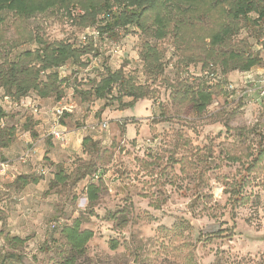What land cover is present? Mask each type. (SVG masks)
Instances as JSON below:
<instances>
[{
	"label": "rangeland",
	"instance_id": "1",
	"mask_svg": "<svg viewBox=\"0 0 264 264\" xmlns=\"http://www.w3.org/2000/svg\"><path fill=\"white\" fill-rule=\"evenodd\" d=\"M104 1L57 0L28 18L6 13L0 65L37 50L39 41L80 47L88 30L76 17ZM257 1L264 9V0ZM228 10L227 3L204 2L193 11L172 5L163 40L128 27L114 41H96L95 56L57 70L64 82L60 97L29 93L9 106L0 89V262L13 253L19 258L13 264H57L66 246L56 228L78 220L93 237L76 264H264V20L252 22L257 13L238 19L237 33L216 47L261 60L248 72L224 76L218 62L205 59V46L208 36L231 24ZM151 19L148 14V24ZM144 40L160 51L157 75L140 60ZM207 64L214 81L201 77ZM105 67L145 86L147 99L120 110L115 100L81 96ZM186 85L213 93L201 114L190 96L176 91ZM29 102L38 106L37 116ZM59 106L70 112L60 120L63 139L54 140L52 109ZM85 137L97 143L93 150L82 146ZM57 173L63 183H55ZM19 176L38 183H14ZM88 186L97 189L92 202ZM14 238L23 243L9 242Z\"/></svg>",
	"mask_w": 264,
	"mask_h": 264
},
{
	"label": "trees",
	"instance_id": "2",
	"mask_svg": "<svg viewBox=\"0 0 264 264\" xmlns=\"http://www.w3.org/2000/svg\"><path fill=\"white\" fill-rule=\"evenodd\" d=\"M56 1L0 0V30L6 13L28 18L53 8ZM204 2L212 6L227 3L229 7L227 14L231 18L230 25L208 36V44L205 46L208 55L205 59L218 62L221 66V74L224 76L236 70L248 72L259 66L261 60L257 55H245L237 51L225 54V52L216 50V47L223 46L237 33L235 21L238 19L257 13V20L252 22L257 24L258 20H264V9L257 0H112L111 2L105 0L99 5L93 3L90 4V7L81 8L83 14L76 17L79 28L87 29V32L95 31L98 33L95 39L88 38L84 43L81 41L80 47L62 42L45 43L39 41L40 46L37 50L25 51L19 54L15 61L0 65V89L4 91L6 96H10L15 101L26 97L29 93L36 94L40 99H47L51 96L60 97L64 82L59 78L57 70L67 63L82 65V57L90 54L95 56L96 41H108V39L114 41L119 37L120 32H125L128 27L135 28L137 32L149 40H163L169 33L170 17L167 14L172 5H176L178 8L187 6V10L193 11L195 6ZM161 10L166 12L165 16L161 14ZM148 14H152L151 24L147 23ZM220 54L222 55L218 57ZM139 57L146 72L157 75L162 71L160 51L145 40L141 44ZM103 71L104 74L100 81L96 82L90 90L79 92L81 96L93 97L96 100H115L119 103L120 110L132 109L137 101L147 99L148 89L145 86L137 85L134 79L125 74L122 69L111 70L105 67ZM187 89L188 85L181 86L176 91L183 90L185 96H190L192 109L201 114L211 104L213 93L203 89L195 91H187ZM114 92L117 94L115 97L113 96ZM123 98H128L131 101L123 103ZM3 118L4 112L0 108V121ZM7 144L8 142H4L1 145L5 148ZM82 146L93 150L97 143L93 142L90 137H85L82 140ZM88 175L89 172L81 178L83 179ZM54 180L55 183H63L65 177L61 173H57ZM14 183L26 186L29 183L36 184L38 180L19 176ZM96 193L97 189L88 186V200L90 202L96 199ZM56 229L66 246L63 256L57 264H76L83 257L85 247L93 237L92 232L81 230L78 220L69 226L64 225ZM9 242L23 243L17 238ZM112 248L114 249L115 246ZM1 261L0 264H13V262L19 261V258L16 254L11 253L5 254Z\"/></svg>",
	"mask_w": 264,
	"mask_h": 264
},
{
	"label": "built area",
	"instance_id": "3",
	"mask_svg": "<svg viewBox=\"0 0 264 264\" xmlns=\"http://www.w3.org/2000/svg\"><path fill=\"white\" fill-rule=\"evenodd\" d=\"M98 36V33L95 31H91V32H87L86 34H84L81 38V41L84 43L87 41L88 38H96ZM119 50L114 49L112 51L114 56L119 55ZM201 77L205 78L206 80L209 81H214L216 80V74L214 71V67L212 64H209L205 67H203L200 71ZM262 95H264V92L261 93ZM3 100L6 104H8L9 106H16L17 103L15 100H13L10 96H3ZM31 113L34 116H37L39 114V109L38 106L32 103H28L26 106ZM65 112H70L69 108H63V107H55L54 109H52V116H53V120H52V124H51V132H50V136L54 139V140H62L63 136H64V132L62 130V127L60 125V120L61 118L64 116ZM103 129L107 128V124L103 123L101 126ZM28 157V153L24 154L23 156H21L19 159L22 163H24L26 161V158ZM100 177V172H97L94 176V178L97 180Z\"/></svg>",
	"mask_w": 264,
	"mask_h": 264
},
{
	"label": "crops",
	"instance_id": "4",
	"mask_svg": "<svg viewBox=\"0 0 264 264\" xmlns=\"http://www.w3.org/2000/svg\"><path fill=\"white\" fill-rule=\"evenodd\" d=\"M62 129H64V127H62Z\"/></svg>",
	"mask_w": 264,
	"mask_h": 264
}]
</instances>
